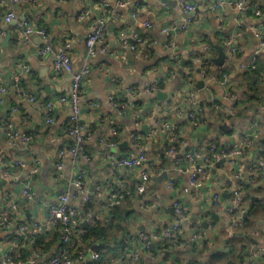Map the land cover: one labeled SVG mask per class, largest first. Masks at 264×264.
<instances>
[{
    "label": "crops",
    "instance_id": "0c3cea01",
    "mask_svg": "<svg viewBox=\"0 0 264 264\" xmlns=\"http://www.w3.org/2000/svg\"><path fill=\"white\" fill-rule=\"evenodd\" d=\"M22 1L23 5L16 9V19L6 27L2 24L9 11L10 2L0 3V29L6 31L0 38V85L8 90L4 97L5 103L0 101V149L3 152L0 157V170L7 165L10 171L17 175L16 181L13 178L0 181V214L5 210L11 211L10 206L17 204L20 210V221L39 222L44 231L49 232L48 208L57 203L61 189L70 184L75 173L71 170L68 156L63 160V179L58 178L55 168L58 153L66 152L73 141L69 138L67 131L70 127L72 107L70 104H58L51 113L53 123H48L46 118L50 111L46 108V104L69 94L74 75L86 68L88 73L84 76L82 84L81 122L83 126L91 130L93 137L81 145V151L91 160L88 163L81 160L79 169L86 168L90 171V191L95 186L102 185L105 188L102 195L104 196L110 191L108 186L112 185V188L117 190L126 187L134 195L122 206L123 208L132 207L125 224L127 229L125 244L128 246L126 249L137 246L131 242V239L142 233L141 231L160 232L170 228L176 218L175 213L171 212L172 202L179 199L185 206L187 216L183 230L187 238L191 233L198 232L199 242L194 246L191 243L179 245L171 250V258L168 261L164 259L168 253L164 251L161 254L157 251V256L150 249L148 252H142L141 263L192 264V261H197L204 264V260H209L207 254L202 252L204 243H208L212 250H223L225 247L223 237L226 234L225 230L229 228V220L217 211L219 220L216 221L213 218L212 214L215 210L211 204L212 196L218 194L225 204H229L232 195L231 187L226 186V180L239 176L240 179L250 183L247 175L248 165L256 158L264 156V113L260 107L253 106L254 108L251 111L248 110L246 115L230 119L223 117L221 119L218 116L215 118L213 110L208 108L205 119L210 120L212 115L210 125L208 128L199 130L188 126L189 123L186 122L188 120H181L173 114L167 117L171 123L183 127L180 134L188 141L189 149L193 151L204 150L209 145L222 149L226 145L237 143L240 134L249 128L254 119L259 122V132L252 146L245 151L244 159L240 163L227 161L222 166L214 165L217 163L212 164L213 166L208 168L203 189L197 192L188 184V169L177 171L173 165L174 156L162 151L165 145L163 134H161L162 137L155 134L148 141L152 151L148 156L156 166V169L150 170V173L156 181L147 182L148 188L143 194L137 191V185L140 182L143 183L138 171L112 167L108 156L111 149L101 145L100 140L110 139L112 127L118 126L121 130L118 137L120 143L112 151L122 155H133L136 148L129 141L130 134L139 128H142L143 133L147 131L151 128L153 120L166 116L167 106L171 104H181L186 116L191 111L187 97L190 92H196L201 103L210 102L213 96L221 105L229 106L230 103L224 100L227 94L224 85L219 82H209L203 90H200L195 85L201 75L196 74L197 81L189 80L192 81L191 85L183 84V73L180 74L179 70L184 71V64L194 56L216 59L219 56L216 46L223 47L227 57L228 49L225 47V42L240 28L243 34L237 44L244 48L243 58L240 59L237 56L234 60H227L223 66L228 69L229 86L231 88L233 85L238 86L244 79L241 75L242 63L255 54L264 61V47L261 48L264 39V0H249L246 4L247 10L242 14L231 7L233 0H169L168 3L163 0H131L129 6L121 9L116 8V0H38L35 5L29 4L30 0ZM181 2L198 4L199 19L187 32L177 29L164 33L165 29H170L174 24L177 27L183 22ZM84 9L89 11L88 15H82ZM108 9L118 16L117 20L112 18ZM134 12L138 15L135 19L132 17ZM27 14L31 24L47 31L46 40L37 35H31L26 39L19 25L21 19ZM100 16L107 20V29L102 43L97 46V54L90 58L87 54L86 36L97 26ZM144 21L149 22L152 28H145ZM112 26L113 29H111ZM134 33L157 41L151 57L145 51L143 56H140L141 54L137 55L128 49L121 48L118 40L121 34L130 39ZM65 42H70L72 45L71 56L74 70L71 73L54 75L55 55ZM45 47H50V51L41 56V51ZM103 49L106 53L101 52ZM212 66V75H214L218 72V68L215 67L214 61ZM170 67L176 70V76L166 84L164 92H168L173 98V93L176 95L177 90L183 89L181 91L183 95L174 96V102L171 104L165 100L154 103L147 97L140 96L138 99L145 100V110L150 109L149 117L146 115L147 112L140 111V116L130 114L125 117L131 121V125L118 121L116 113L107 105L110 96L120 91L124 94L127 88H143L142 85L145 86L159 78L165 79L169 71L167 69ZM26 68L30 69V73H27ZM139 70L141 72L137 74ZM17 75L20 78L19 82L15 81ZM19 87L22 88L23 93L18 91ZM31 98L34 101H31ZM95 104H99V108L95 107ZM15 109H17L16 112ZM10 123L18 133L23 132L32 137L28 146L20 141L12 147L6 144L4 131L5 126ZM146 126L148 129L144 130ZM167 141L172 144L170 140ZM261 149H263L262 153H260ZM34 159L40 163V174L33 185L36 196L29 200L23 196L22 184L34 165ZM17 161L24 163L23 169L13 166ZM163 174L164 178L161 177ZM172 179L176 181L171 191L166 188V184ZM185 188L188 191H185ZM249 192L250 195L248 191L246 192L250 202L245 213L247 218H251L252 223L242 230V235L254 242L259 240L264 249V176L259 175L256 178ZM71 193L74 195V189ZM140 195H143L141 200L137 197H141ZM102 196H97L94 192V213L105 218L107 209L102 204L104 200ZM252 198L257 199L253 202V206ZM70 204L81 206V198L70 199ZM205 223L206 225L209 223L211 228L208 229L207 226L205 229ZM113 235L110 236L112 242H114ZM120 236L122 237L118 231V237ZM19 240L20 232L17 228L10 231L0 228V253L14 248L13 246ZM107 245L110 246V244ZM27 250L29 257L26 259L29 261L34 258V252L31 248ZM105 254L108 261L101 260L96 264L128 263L125 251H123V257H116L114 252H105ZM19 256L20 253L17 257ZM74 264L94 263L86 259L84 262ZM259 264H264V259Z\"/></svg>",
    "mask_w": 264,
    "mask_h": 264
},
{
    "label": "built area",
    "instance_id": "2783aa9c",
    "mask_svg": "<svg viewBox=\"0 0 264 264\" xmlns=\"http://www.w3.org/2000/svg\"><path fill=\"white\" fill-rule=\"evenodd\" d=\"M38 0H30L29 4L35 5ZM249 0H233L231 2V7H233L239 14H242L244 11L247 10L246 4ZM10 2L9 4V11L5 15L3 19L2 26H8L16 19V12L17 8L23 5L22 0H0L1 4ZM131 4V0H116V8H125ZM239 5V7H238ZM216 7H218L216 5ZM105 8H108L105 6ZM181 11L184 15L183 22L177 27L175 24L170 29H165L164 33H168L170 31H175L177 29L187 32L189 28L199 19L200 17V9L198 4L188 3V2H181L180 3ZM89 11L84 9L82 15H88ZM111 16L114 20L118 19V16L111 12ZM84 17V16H82ZM132 17L135 19L138 17L137 13L134 12ZM28 17H24L20 21V29L22 30L23 34L25 35L26 39H28L31 35H37L43 40L47 39V31L44 29H38L35 25L31 24ZM107 20L100 16L98 22L96 23L97 26L94 27L90 32H88L86 36V48L87 54L90 58L94 57L97 54V46L102 43L103 35L107 29ZM222 22V20H221ZM143 25L147 29H151L152 26L149 22H143ZM6 33L5 29L1 31L0 29V38L4 36ZM242 30L237 29L225 42V47L228 49V56L227 60L231 61L234 60L237 55L243 53L244 48L243 46H239L237 43L239 38L242 35ZM119 43L122 49H128L132 53L136 54L139 53L141 50H148L152 51L153 48L157 46L156 40L146 39L144 36L140 35L139 33H134L131 38L129 39L124 34H121L119 37ZM262 47H264V39L262 41ZM209 49V47H207ZM50 51V47H45L43 51H41V56L47 54ZM72 45L70 42H65L62 44L58 51L56 52L55 59H54V75H62L63 73H71L74 70V64L71 56ZM101 52H105L106 50L103 49ZM142 53V52H141ZM257 54L250 57L246 64L245 62L241 64V69L244 70L247 67L251 69L256 68L257 63ZM226 60V61H227ZM195 63L190 67H185L184 72L189 75L192 73V69H195V66L199 65L201 62V58L194 56ZM173 63H177V61H173ZM211 64L212 62H207ZM172 65V63H171ZM173 67V66H171ZM27 73H30V69L26 68ZM169 70V69H168ZM197 69V73H198ZM220 72L216 76H210L207 73L200 74V80L206 84L209 82L213 83H221L227 90V94L224 97L226 102H229L230 105L225 107L218 103L215 98L212 96L210 99L211 110L213 112L219 114L223 118H237L241 112L243 111V107L241 103V94L237 90H233L236 88L237 85H233L232 88L229 86V76L227 74L222 73V67L218 68ZM88 73V70L85 68L83 71H78L72 81L71 85V92L67 95H63L57 100L52 102H48L46 104V108L49 109L50 113L47 115V122L53 123V119L51 113L55 110L58 104H70L72 107V117L70 120V129H68V136L73 140V145L70 144L68 151H61L57 155V162L55 165L57 176L59 179L64 178L63 170H64V163L63 160L68 156L70 159V167L71 170L75 173L73 179L71 180L70 184L66 187H63L60 191L58 196V201L56 204H52L48 208V225L50 231L52 233H59L61 235V242L63 244L69 245L73 239L80 236L79 234H85L86 230L82 227L83 223L90 224L91 222L98 221L99 215L94 213L93 211H85V214L82 215L81 211H83L85 204H87L91 197L94 195V192L97 196H102L105 188L102 185H98L94 187L93 192L89 190V180L91 177V173L88 169L83 168L79 169L80 161L83 160L85 163H88L91 158L86 155L84 152L81 151V145L86 141L90 140L93 137V134L90 129L83 126L81 122V100L83 97V89L82 84L84 80V76ZM176 76V70L174 68L167 71V77L165 79H157L151 83H147L144 88H127L126 95L129 98L127 103L118 104L115 103L113 97H110L107 105L109 108L115 109L121 116L124 118L130 114H135L140 116V111L135 108V100L143 96L147 95H155L158 93H162L166 84ZM16 82L20 81L19 76L15 78ZM184 84L191 85L192 81L185 82ZM197 88V85H195ZM205 88V87H204ZM198 89V88H197ZM183 89H179L176 92V95L182 96ZM18 91L23 93L21 87L18 88ZM8 90L7 88L0 85V101L1 103H5V96L7 95ZM189 98V104L191 106V111L185 116V110L183 109L182 105H170L167 106L168 109L162 119H156L152 121L151 128L147 129L149 132L147 136L141 135V131H133L130 134L129 141L135 146L136 152L133 155H122L118 154V152H113L112 150L116 149L119 144L114 140H100L101 145H105L106 147L111 149V152L108 153L109 156V164L117 169H126L130 171H135L139 173L141 180L143 183L137 185V191L139 194H143L147 191V182H150L152 178L150 170L155 168V163L151 161L148 156V148L144 146L143 143L145 141H149L150 138L157 134V131H162L170 135L169 138L173 136V134L177 131H181L183 129L180 125H175L171 123L167 117L170 114L173 116H177L181 120H188L190 126L194 130H199L201 127L199 126L201 121L205 118L202 116L204 110L201 106V102L199 101L198 94L196 92H190L187 96ZM194 98H198V101ZM31 101H34L31 98ZM95 107L99 108V104H95ZM17 109H15V112ZM264 113V110H263ZM205 114V113H204ZM203 114V115H204ZM149 117V116H148ZM203 117V118H202ZM4 131V136L6 139V144L10 147L16 144L17 141L25 144L31 142L32 137L27 134H20L13 128V125L7 124ZM144 129V130H147ZM259 132V122L258 120L254 119L249 128L242 132L239 136V140L237 143H233L231 145H226L220 151L216 152V148L214 146L209 145L204 150L196 151L194 154L183 153L182 157L174 151V149H164L165 153L174 156L177 161L175 163V169L179 172L188 169V184L192 189L201 190L205 185V181L208 176V168L212 165L213 162H218L221 158H227L228 162L231 163H240L245 156V151L252 146L256 134ZM143 133V132H142ZM119 132L116 129L111 130V136L119 137ZM182 147H187L188 141L186 139L183 141L181 140ZM263 152V149L260 150V153ZM2 150L0 149V157L2 155ZM188 154V155H187ZM210 154H213L210 156ZM187 155V156H186ZM210 157V159H209ZM205 161V165H203ZM254 161V162H253ZM249 168L247 169V175L255 176L256 178L260 175L258 171L261 170L264 172V156L261 158H256L253 160ZM202 162V163H199ZM34 165L31 167L29 175L24 179L22 184V193L23 196L27 199H33L36 194L33 190L34 185V177L39 174L40 171V163L38 160L34 159ZM14 167H20L21 169L24 168V163L22 161H17L13 165ZM17 180V175L13 174L7 165H5L0 170V181L8 180V179ZM255 178V179H256ZM175 179L170 180L166 184V188L168 190H172L175 184ZM250 183L252 180H249ZM254 182V181H253ZM248 183L244 181L242 178L240 179L239 176H236L234 179L227 180L226 186H231V202L229 204H225L221 196L218 194H214L212 196L211 204L213 209L218 213L223 214L229 220V228L226 229V236L232 237L234 233V229L236 227H244L245 220L243 216L245 214V197L246 192L244 191L243 184ZM249 183V184H250ZM110 191L108 196L102 201L104 208L110 209L112 207L121 206L125 197L130 194L129 189L124 187V189H120V191L115 190L112 188V185H109ZM74 189V195H72V190ZM125 192V193H124ZM103 197V196H102ZM73 198H81V206H75L70 204V199ZM11 211L5 210L0 214V228L5 231H10L11 229L17 228L20 232V240L16 243L11 249L2 251L0 253V261H4V264H74L75 262H84L86 259H90L91 261H98L100 259V254L96 251L90 252V254L86 257L84 255H80V257L76 261H72L69 259L70 252L68 250L62 251H54L50 256H39L36 253H33L34 258H31L28 262L21 261L17 259L15 253L22 249H28V244L30 240L34 238L36 234L43 233L44 228L41 223L39 222H31L25 223L20 221L19 219V206L14 204L10 206ZM172 209L176 215V218L172 224V226L168 229H165L160 232H148L144 231L140 234L139 240V247L135 248L134 250L128 253V256L131 258L130 264H139L141 253L148 252L152 248L154 244H161L165 243L166 241H172L174 233L184 225L187 216L184 209V205L179 199H175L172 202ZM19 221V223H17ZM210 229V225L207 227ZM199 242V233L193 232L190 235V240L187 243L196 244ZM253 253V259H264V249L261 246V243L252 245L251 246ZM72 256V253H71Z\"/></svg>",
    "mask_w": 264,
    "mask_h": 264
},
{
    "label": "trees",
    "instance_id": "16d2710c",
    "mask_svg": "<svg viewBox=\"0 0 264 264\" xmlns=\"http://www.w3.org/2000/svg\"><path fill=\"white\" fill-rule=\"evenodd\" d=\"M108 10L109 12H113L111 9H108ZM38 29H41V28H38ZM154 50H155L154 48L152 51L143 49L139 51V53H136V54L137 55L141 54L140 56H143L144 54L143 52L145 51L150 56L154 53ZM237 56H239L241 59L243 58V53ZM213 61L214 59L212 60L211 58L210 59L201 58V62L199 63V65L195 66V69H192L191 74L187 75L183 71V74H182L183 84L185 82L189 83V80L191 79H193L194 81H197V78H198L196 77L197 69H200L201 75L204 73H207L210 76L218 75V72H220L219 70H217L218 71L217 73L212 75ZM207 62H212V63L208 64ZM194 63H195L194 58L190 59V61L184 64V67H189V66L191 67ZM245 63L247 64L248 62L246 61ZM170 69L171 67L169 68V70ZM221 72L224 74H227L228 69H225L224 67H222ZM241 72H242L241 75L242 77H244V79H242V81L239 82V85L236 88L232 89V91L235 89L244 96V98L241 100V103H240L243 107V111L241 112V115H246L247 111L249 110L248 107L250 106H254L256 108L260 107L261 108L260 110L263 111L264 110V61L259 56H257L256 68L251 69L250 67H247L244 70H241ZM159 79H163V78H159ZM151 96L152 95H147V98L149 99V101L154 102V103L163 102L161 100L158 101L156 98H153ZM110 97H113L114 98L113 100L115 101V103H118V104L127 103L129 101V98L126 95V92L122 94V92L120 91L118 94H113ZM142 97H146V95H143ZM144 102H145L144 99L140 100V98L139 99L137 98L134 103L135 108L139 111H143L144 113L147 112L146 115L149 116L150 109L145 110ZM201 106L205 113V114L203 113L204 115L202 114V116L205 117L206 109L210 108L211 104L210 102L204 101V103H201ZM112 110H115V109H112ZM218 117L221 118L219 114H218ZM190 124L191 123H189L188 126H190ZM7 126L8 125L5 126L6 130H7L6 128ZM112 129H116L118 132H121L120 127L118 126H113ZM139 131H141V135L147 136L148 130L142 133V128H139ZM156 131H157L158 136H161V134H163V140L165 141V145L162 147V151H164V149H167V150L174 149V151H176L177 154H181L180 157H182L183 153H188V150H185V148L182 147L181 145V140L184 141L185 138L181 136L179 131L175 132L171 138H169L170 137L169 134L164 133L161 130L160 131L156 130ZM110 138H111L110 140H114L115 142H118V144L120 143L117 137L112 138L111 136ZM167 140H170L172 144ZM71 145H73V141L71 142ZM143 145L147 146L148 155H149L152 152L151 148L149 147V142L145 141ZM176 159H174L173 161L174 167L177 161ZM154 169H156V166L155 168H152L151 170H154ZM39 174H40V171H39ZM39 174L34 177V181L39 176ZM258 174H260L261 177L264 176V172L261 170L258 171ZM151 177L152 178L150 179V181H153V180L156 181V179H154L153 176ZM255 178H256L255 176H250L249 180H252V182L250 183V186H248L249 185L248 183L243 184L244 191L245 192L248 191L249 195H250L249 190L250 188L252 189L253 183H255L256 181ZM117 191H120V190H117ZM93 196L91 197V200L87 204H85L83 211H81L82 215L85 214V211H89V210L95 212V207H94L95 198ZM140 196L141 197L139 196L137 197L138 199L141 200L143 195H140ZM133 197L134 195H132V192L130 191V194L125 197L121 206L112 207L110 209H107L105 211L107 213L105 218L102 215L99 216L100 218L98 221L91 222L87 226V228L85 229L86 230L85 234L83 235L79 234L80 236L73 239V241L69 245L63 244L61 242V235L59 233H52V231L49 230V232L44 231L43 233L36 234L34 238L30 240L28 244V249L31 248L33 252L38 254L39 256H50L54 251L59 252L62 250H68L70 252L69 259H71L73 262L76 261L80 257V255H84L87 257L92 250L100 254V259L98 261L96 262L92 261L94 264L99 263L101 260L108 261V257L106 258L107 254H105V252H114V255H116V257H123L122 254H123V251H125V254H126L125 257L128 261L127 264H130L131 258L128 256V253H130V251L140 246L138 244L139 243L138 239L140 238L141 233L135 237L133 236L131 239V242L133 244H137V246L134 248L126 249V247L128 246H126L127 244H125V239L127 237L126 236L127 229L125 228V224L127 222V219L129 218V212L130 210H132V207L129 206L130 208H123L122 206L125 203H128L130 199H132ZM249 202H250V197L246 195L245 197V203H246L245 207H247L245 208L246 210L248 209ZM184 209H185V206H184ZM109 218L110 220L107 221ZM17 223H19V221H17ZM251 223H252V220L250 217H248L245 220L244 227L240 226L234 229V233L232 237H227L225 234V236L223 237V244L225 246L223 250H216V249L212 250L210 245H208V243H204L202 252L204 254H207V258L209 260H204L203 263L205 264V262H207L208 264H259V262H261L262 259H253L252 257L253 250L251 246L253 244L256 245L261 242L259 240H256L259 243L248 240L247 238H244V236L242 235V230L247 225H250ZM116 227L118 231H120V234L122 235V237L121 236L118 237V231H115ZM204 228L206 229V227ZM141 232H144V231H141ZM112 234H114L113 235L114 242H112L110 238ZM189 240H190V235L187 238V235L185 231L183 230V225H182L174 233L172 241H166L165 243H163V245L159 243L155 244L156 249L153 251V254L154 255L157 254V251H160V253L163 254V252L165 251L166 254L167 253L168 254L164 257V259L165 261H168V259L171 258V254H172L171 250L175 249L176 247H178L179 245H182L185 242H188ZM107 244H110V246H108ZM196 244H192V245L194 246ZM18 253H20V256L16 257L17 259L18 258L19 260L23 259L24 262H28L27 260L29 257L28 250L21 248L19 251L15 253V255L17 256ZM71 253H72V256H71ZM141 261H142V258H140L139 264H142ZM192 264H201V262L198 263L197 261L196 262L192 261Z\"/></svg>",
    "mask_w": 264,
    "mask_h": 264
},
{
    "label": "water",
    "instance_id": "95a60500",
    "mask_svg": "<svg viewBox=\"0 0 264 264\" xmlns=\"http://www.w3.org/2000/svg\"><path fill=\"white\" fill-rule=\"evenodd\" d=\"M163 2L168 3L169 0H163ZM112 4L115 5V3H112ZM118 9H119V8H118ZM27 16H28V14H27L25 17H27ZM111 29H113V26H112ZM216 47H217V49H218V51H219V56H218L216 59H214V64H215V67L220 68V67H223V66L226 64L227 57H226V53H225L223 47H220V46H216ZM140 72H141V70H139L137 74H140ZM200 72H201V71H200V69H199V70H198V73H200ZM179 73L182 74L183 71L180 69V70H179ZM197 86H198V88H199L200 90H203L204 87H205V83H204L203 81L199 80L198 83H197ZM142 87L144 88V85H142ZM125 92H126V90H125ZM145 95H146V97H147V94H145ZM151 97L156 98L157 100H161V101H162V100L170 101L169 98H168V97H169V93H168V92H165V93H163V92H162V93H158V94L152 95ZM113 112L116 113V119H117L118 121H120V122H125V123H128V124L131 125V121H130L128 118H127V119L123 118V117H122V116H121L116 110H113ZM144 129H147V126L144 127ZM21 134H23V132H21ZM164 174H166V173H164ZM164 174L161 176L162 178H164V176H165ZM161 177H160V178H161ZM93 190H94V188L91 189V191H93ZM107 196H108V194H107V195H104V196L102 197V199H105ZM255 200H257V199H256V198H252V206L254 205L253 202H254ZM171 212H174V210L171 209ZM212 216H213V218H214L216 221L219 220V218L217 217L216 213L212 214ZM243 219H247V213L244 214ZM88 225H89L88 223H83L82 227H83V228H87ZM204 227H207L206 223L204 224ZM154 250H155V244H154V245L152 246V248H151V251H154ZM205 264H208V263L205 262Z\"/></svg>",
    "mask_w": 264,
    "mask_h": 264
},
{
    "label": "rangeland",
    "instance_id": "374dc122",
    "mask_svg": "<svg viewBox=\"0 0 264 264\" xmlns=\"http://www.w3.org/2000/svg\"><path fill=\"white\" fill-rule=\"evenodd\" d=\"M163 93H165L164 92V90H163ZM173 95L176 97V95H175V93H173ZM174 96H173V98L169 95V100L170 101H167L168 103H173L174 102ZM241 98L243 99L244 98V96L243 95H241ZM197 100L198 101V98H194V100ZM166 101V100H165ZM172 105V104H171ZM254 107L253 106H250V107H248V109L251 111L252 109H253ZM241 115V114H240ZM214 116H215V118H217V116H218V114L217 113H215L214 112ZM211 119H212V115L210 116V120H206L205 118L201 121V123H200V127H201V129H203V128H208V126L210 125V123H209V121H211ZM211 146H214L215 148H216V152L217 151H220V149H218V147H216L215 145H211ZM185 150H188L189 151V153L188 154H194L196 151H199V150H195V151H193V150H191V149H189V145H187V147H185ZM187 154V155H188ZM181 154H179V156H180ZM186 155V156H187ZM213 154H210V156H212ZM209 159H210V157H209ZM227 159V158H226ZM225 158H221L218 162H213L212 164H214V163H217V164H214V165H219V166H222L224 163H226L228 160H226ZM211 160V159H210ZM254 162V161H253ZM252 162V163H253ZM201 163V162H200ZM203 165H205V161H204V163H203ZM250 165H251V163H250ZM250 165H248V167H247V169L249 168V166ZM211 166H213V165H211ZM210 166V167H211ZM228 180V179H227ZM226 180V181H227ZM228 187H231L230 185L228 186ZM194 191H196L197 192V189H193ZM202 190V189H201ZM185 191H188L186 188H185ZM198 192H200V191H198ZM209 223H207V226H209L208 225ZM117 229V227L115 228V231H118V230H116ZM5 231V230H4Z\"/></svg>",
    "mask_w": 264,
    "mask_h": 264
},
{
    "label": "clouds",
    "instance_id": "9594fccd",
    "mask_svg": "<svg viewBox=\"0 0 264 264\" xmlns=\"http://www.w3.org/2000/svg\"><path fill=\"white\" fill-rule=\"evenodd\" d=\"M238 7H239V5H238ZM0 264H4V261H0Z\"/></svg>",
    "mask_w": 264,
    "mask_h": 264
}]
</instances>
